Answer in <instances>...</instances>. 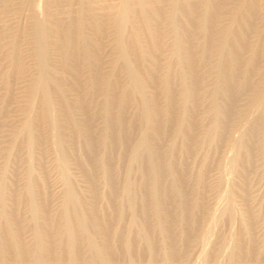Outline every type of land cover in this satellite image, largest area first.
Here are the masks:
<instances>
[{
  "label": "bare ground",
  "instance_id": "obj_1",
  "mask_svg": "<svg viewBox=\"0 0 264 264\" xmlns=\"http://www.w3.org/2000/svg\"><path fill=\"white\" fill-rule=\"evenodd\" d=\"M35 6L37 7V5ZM261 7H263V3L261 0H243L237 7H233L231 0H203L201 2L176 0L172 2L168 7H164L161 5H145L139 0L133 6L130 0H122V3L118 7V9L108 15V17L106 18V22H108L113 28L117 40V45L120 49V54L116 59L121 60L124 63L123 66L125 70L123 71H125L126 73V79L123 81L120 79V77L118 78V76H116L115 67L112 71H110V73L101 72L100 69L95 67L93 68V73H90L89 79H87V77L86 79H84V71H86V69L88 70L87 67H89L90 65L99 64L102 55V46L99 40L102 37L104 31L103 22L101 19L93 17L92 20L88 23V21H85L81 18H76L64 23L61 29L62 39L65 42L63 52L64 65L65 69L72 75V83L74 87H76L80 91L79 99L82 103V118L78 120H74L73 118H71L73 138L76 142L73 147L67 143V139L63 132V128L58 118V113L55 106V102L59 100L61 101V105L64 107L65 111L71 113V106L63 97V89L61 84L63 85L64 78L53 74L51 71L46 48V27L44 26L43 20L37 19V23L33 27L32 32L34 35V53L35 56L39 59V68L37 73L38 76L37 78L36 76L34 78L38 79L37 83H39V80L42 82L41 85H43L44 90V94L42 93L44 95V99L42 98V112L40 114V120L42 125L46 126L48 130H50V139H52L51 141H53L57 146L59 151L58 157H60V162L65 166L66 169L63 165L60 164L61 167L67 170V168L71 166L70 164L75 163L79 165L80 168H82V173L81 171L80 173L85 178L84 181H86L87 185H85V187L87 188L85 191L86 193H84L83 191V194L81 193L82 191L80 192L81 188L80 190H78L80 186H77L78 189L75 186H67L68 190L69 188H71L70 191H68V193L70 192V196H68V198L70 197L69 200H72V202H70L72 203V207L70 208L69 205V207H67L66 209L65 207H63L65 211L62 210V213H65L63 216L65 217L66 224L64 222L63 223L66 225V229H68V233H66L68 234V240L64 242L65 244L63 243L64 245L62 244V247L60 246L61 249L58 248L60 243L56 245L57 242H54L56 240H53L55 235L53 225L54 222L56 224L57 220L54 221L56 217L53 220L52 217L54 216L50 217L46 215L47 221L45 222L43 220L47 224L46 228H43L44 226H41L42 228L39 227V221L37 223L38 228L34 226L35 228H37L36 231L34 229L33 230L34 233L36 232L35 234H37L35 235V237L37 236L38 242L46 236L45 240L49 239L50 243L48 244L49 247H47V254L45 251L43 254L41 252L44 246L43 248H40L41 245L39 246V248L36 247V249H40V254L36 249L33 248L34 250H36L35 252L38 253V256H34L35 259H32L33 261L30 260L31 254L28 255V249L30 248H28L29 246L27 247L25 245L26 243H24L25 241H23L24 239H22L21 236L22 232H20L23 229H21V216L19 214V208L20 205H23L22 203L24 201L22 202L20 198L14 199L15 204L13 206L12 212L10 211L11 214L8 215L11 216L10 219L12 218L15 222H17V228L15 227L16 229L13 228L14 230H11L10 226L12 225V223H10L9 225L8 222L6 224H8V230H10L8 232L6 231L7 233L4 234L5 236L0 235V242L3 241L2 245H0V264H160L157 262V259L159 258L158 256L162 258H159L160 261H162L161 264H182L185 259L183 261L181 260V263H179L178 258L181 255L184 256V258L186 257V255H189L188 253L191 252H189V250L191 249V246L194 245V243L196 242L195 240H197L198 237L197 227H199L198 219L200 218H198L197 214L201 213H199L197 208H200L201 212V208H204L205 205V199H203V196L205 195H203V191H205L204 189H206L208 185L207 180L211 169V160L214 161V159L212 158H215V156L213 157V155L214 152H216L215 149L217 146H214L213 151V149L210 147L212 143H214L212 142L209 143V148H211V150L206 149V147L209 145L206 140L208 139L210 142L212 140L210 139L212 137L211 135L213 134L205 135L207 136L206 139L204 138V141L207 143L206 147L203 146V139L201 141V136H199V134L201 133L200 129L204 128H202V123L204 121L202 118L204 116L201 117L204 112L201 111L202 114L200 116V109L202 107L204 109V100L205 98L207 99L206 91L204 89L206 85V61L211 58L213 61L210 65H214V68L217 72L216 80H214V83L212 85V91L211 93L209 92L211 94L210 97H218V95H220L223 98L220 101L221 103L219 104H217V102L215 101L217 109H215L216 113L220 112L221 110L225 117L231 118L233 112L235 111V108H237L236 106L238 95L247 90L248 87H250V90L253 89L255 93L260 96V99L258 98L259 100L257 104L255 103V105H250L251 108L257 105V107L259 106V108L262 107L263 109L264 83L261 82L263 83L261 84L254 79L256 78L254 77V75L257 74L256 72L260 71L261 69V64L259 61L260 58H262L261 56H263L262 54H264V19H262L263 21L261 23H256V18L258 17L259 13H261ZM260 16L261 15H259V17ZM37 17L39 18V16ZM225 19H228L230 22L233 21L235 24L237 22V26L232 29L227 25H223L222 21ZM166 23L171 26L173 31L172 34L165 31L164 27ZM87 28L93 30L97 40L96 43L89 41L88 37L84 34V31ZM168 36H170L172 39L169 44L166 43V39ZM2 38V32L0 31V42ZM167 54H169V59H174V63H167V61H163V58L166 57L165 55ZM145 57L148 60V62L146 63L144 62ZM181 71H183V73H181V80L183 83H176L184 86L186 93V95H184L189 97V101H192V106L190 105L191 110L190 108H188L190 110L191 121L189 123L187 121L188 124L185 126L183 125L184 122L182 121V118L186 116L185 115L184 117H182L183 114H185V109L182 114V112L180 111V107H182L183 105L178 107L179 102L177 100V94L179 93L176 91L178 87L174 88L176 84L175 86L173 84L175 75H178L177 73H179L180 75ZM254 72L256 74H254ZM147 83L149 85H151L150 83H153L155 85L152 86L153 88L157 86L156 88H154V91H151L152 93L147 90L149 92H147L149 95L146 93V87H149L146 86ZM33 85L32 88L35 87ZM163 85L166 88L160 87ZM183 86H181V89H184ZM38 87L37 90L41 88ZM97 90H101L102 92H105L103 94H106L104 106L102 105L98 107L93 102V95ZM251 91H248V93H251ZM163 93L166 96V99L164 101L165 103H160V101H162L160 99H163L161 98L163 97ZM133 94H140L138 96L142 95L144 98L147 94L145 100H143L142 96L139 97L140 99L142 98V100L145 102L143 103V101H141V103L144 104V107L142 106L143 110H140V114L138 112V115L140 116H136L138 117L137 119L139 120V122L148 120L149 125L147 126H149V128L147 127L148 131H145L147 134L144 133L146 135L144 139H141L142 141L140 140L141 143L139 142V140L137 141L136 144L140 143L139 147H136L138 149L134 147V149L136 150L133 151L132 149L131 152L133 153H131V157H126H128L130 161L132 159L135 161L136 159L144 157V159H142V161L144 160V162L142 163L144 164V167L142 166L141 168H143L142 174L143 176L145 175L146 182L143 188H141L140 186H136L140 187L138 191L140 194H142L139 217L136 216L138 218L135 220L131 219V221L133 222V224L131 223L132 227L130 226L131 224L128 223L130 224L129 227L127 226L128 228H125L122 225V218L123 215H125L124 213L127 209L123 205V198L125 197V195H127L129 200V204L127 205V207L129 206L130 210H128V213H126L129 214V211H131L132 213L134 205L138 204V200H140V198H138V191L136 192L134 190V184L131 181L127 182V186H124L121 181L120 185L123 184V187L119 185V180H117L119 179L117 178V171L121 170V167H117V161L105 160L106 163L104 161V164H102L103 162L99 163L96 160L98 157L95 159V157L91 155V147H95L92 145L90 146L89 139L90 137H93L92 135L94 131H96V118L105 115L104 117L107 120V117L110 116L113 123V131L111 132L112 135L110 134V136H112V139H110L112 142H109H111V145L113 143L112 146L119 150L120 153L118 154L120 155L118 156V158L120 156L124 157L123 155H121L123 152V147L127 146L128 144V146H130V144L133 143V140L131 139L132 143H130L129 141L127 145L123 146L122 144V140L124 139L123 137H125V141L123 142L124 144L128 140H126V138H131L129 136V132L131 128L133 129L131 119H129L130 115L128 116L129 112L127 113V110H130L128 109V107L133 105L131 104ZM180 94L183 93L180 92ZM256 94L252 93V95ZM137 95L135 96L136 98ZM257 97L255 96V98ZM140 99L138 100L140 101ZM180 102L185 103V100H181ZM210 103L212 104V102ZM134 104H136L135 101ZM212 105L214 106V103ZM133 107L129 108L133 109ZM184 107H186V105L183 106V108ZM222 113H218V117L215 119V121L219 118L220 114L222 115ZM204 115H206V112L204 113ZM131 116L133 115L131 114ZM136 116L134 118H136ZM104 117H101V119H104ZM187 117H189L188 114ZM185 118L184 120L186 121ZM201 119L202 123L200 124ZM138 120H136V122H138ZM219 120L218 122L216 121L219 125L217 126L218 129L216 128V130H219V133H217L218 138L214 139L215 143L217 142L216 140H218L217 143H219V141L222 142L225 140L229 129L228 123L231 119L228 120L229 122L227 121L228 123H221L219 122ZM215 121L212 122V125L213 123L215 124ZM109 124H111V122ZM139 126L143 127L142 125ZM200 126L201 128H199ZM108 127L109 126L106 127L107 131L101 130L102 132H100V134H103V132H105L107 133L105 135L109 136L108 130L111 131L112 129H107ZM203 130L205 132V129ZM207 130L209 131V129ZM216 130L214 132H216ZM29 133L31 134L32 142L35 141L37 137H40V132H37L36 128L35 130L31 129ZM180 135L182 139H179H181L182 142H179L181 144L179 145V147L181 146V148H178L180 150L179 151L176 150V148H173V139L175 137L177 138V136ZM217 135L215 134L213 136L217 137ZM102 136V140H108V138L103 139ZM208 136L211 137L209 138ZM169 137H172L173 139H171L170 141ZM253 138H256L257 140L255 141H259L261 143V154L264 158V113L262 115V118H260L255 124L254 130L253 132H251V135L241 140V142L237 146L233 161L235 181L230 202L226 207L225 214L227 213L228 215L230 214V216H232V214L237 213L240 219V225L237 232L238 244L236 250L234 251V254L232 255V258L229 260V264L236 263L235 260H239L242 264H260L258 256L261 257L263 253L261 254L260 252L264 250V237L259 236L261 237L260 239L255 238V231L257 230V226L261 228V226L263 225L262 223V225H257V223H259L261 219L264 222V214H261L262 216L260 215L261 212L258 211L260 207L258 208L257 206H255L254 203L256 202L253 203V201L251 200L250 193L252 189H250L247 180L248 175L246 174L250 167V164L253 165V163L251 162H254L252 161L253 159H250V157H252L250 156V154L251 145H253L251 144V141L254 140ZM31 139H29V141H31ZM177 139H175V143ZM32 142H30V144H32ZM99 143L100 142L98 141V145ZM104 144L105 142L103 143V146H105ZM136 144L134 146H138ZM201 144H203L202 147H205L206 149L205 150L203 148V150H205L203 151L205 155L202 153L204 157L201 154L202 159H200L198 163L196 162V165L198 167L195 178H193V182L191 181L189 176V170L191 166L188 162L191 159L189 158L190 160L188 162L185 160H188V157H191L192 155L188 156L187 158H184V155L190 153L194 154L199 149H201ZM31 146L32 145H30V147ZM112 146L110 147L111 149ZM176 146L178 145L176 144ZM174 150L180 152V156L177 153V156H174V158ZM110 158L112 157L107 158V160H109ZM195 158L193 157V159ZM56 159H58L57 156ZM136 162L137 161H135L134 163L136 164ZM261 162H264V159ZM119 165L121 166L120 163ZM70 168H72V166ZM194 169H196V167ZM67 171L69 173L70 170ZM68 173L67 177L69 174H72ZM191 174L194 173L191 172ZM38 176L36 182L34 179L35 185L33 184L34 186L32 187V191H29L30 193H32L31 195L43 200V204L45 205L46 201L48 203L47 199L50 200V195H47L49 192L47 193L46 190L47 188H49L48 178L44 174ZM63 176H66L65 173ZM101 176H103L104 180H107L105 181V183L108 182L106 183V186L109 185V193H107L109 194V200L111 204H109V200L107 201L106 199L105 201L108 202V206L112 205L111 210L108 209L109 207L107 208L110 211H108L107 209L106 211L105 208L103 209V206L100 207L102 208V210L106 211V214L102 213V210L97 205V200L100 197V193H102L100 192L102 191V189L100 190V188L103 187V185L102 187H100V185L98 186V183H101L98 182V179ZM166 176H173L170 183H167L168 181H165ZM145 177H143L142 179L144 180ZM65 179L67 180L66 177ZM209 182L210 181H208V183ZM139 184L140 183H138L137 185ZM209 186H212V184ZM140 191H142V193ZM7 192H5V194ZM66 195H64V198L67 199ZM104 195L106 196V194ZM127 197H125V199H127ZM101 198H103V196ZM252 199L254 200L255 198L252 197ZM69 200H67L68 203ZM242 200L244 204L240 205H242L243 207L239 208L240 206L238 207V201L241 202ZM98 201H101V199ZM168 201L170 203H168ZM74 202L76 203L75 205H78V203L80 204L81 202V206L86 203V205L84 204L83 206L87 207L89 205L87 209L88 211L86 212L85 210H82V212H80L83 207L80 208V205L77 206L79 208L78 210L76 206L73 207ZM126 202L127 201L125 200V206ZM43 204L42 207L40 205L41 208H43ZM64 206H66V204ZM255 207H257V209ZM136 208L133 210L134 212H136ZM196 210L198 211V213L196 212ZM262 212L264 213V211ZM12 219L10 221H13ZM40 225H42V223ZM130 227L132 229L134 227L136 234H131V232L133 233L134 229L133 231H131L132 229ZM66 229H64V232L66 231ZM263 229L264 227L260 231H262ZM62 230L63 229H61V231ZM262 232L264 233V231ZM256 233L258 235V232ZM61 235H64V233H61ZM1 237H3L2 241ZM62 237L64 238V236ZM66 237L67 236H65V238ZM63 238L61 240L59 236L58 240L60 239L63 242ZM34 241L35 243H37L36 239ZM42 243L43 242H41L40 244ZM45 244L43 243V245ZM131 251H135L137 253V258L134 256L136 259H133L134 257H130V254L132 253ZM33 254L36 255V253L34 252ZM44 254H46V256ZM128 254L130 256H128ZM144 255L145 257H147L145 258V262L141 261L143 260L142 258H144ZM263 256L264 255H262V257ZM237 263L240 264L239 262Z\"/></svg>",
  "mask_w": 264,
  "mask_h": 264
},
{
  "label": "rangeland",
  "instance_id": "obj_2",
  "mask_svg": "<svg viewBox=\"0 0 264 264\" xmlns=\"http://www.w3.org/2000/svg\"><path fill=\"white\" fill-rule=\"evenodd\" d=\"M31 1H33V2H31ZM31 1L30 0H0V31L2 32V37H3L1 42H0V45H1V52H0V185H1L0 186V188H1L0 189L1 190L0 191V221H1L0 222V233L1 234L0 235L3 236L10 229L12 230L13 228L14 229L17 228V222H15L14 219H12V218L11 219L13 221H10L11 216L8 214H11L10 211L12 212L13 206L15 204L14 199L20 198V200L22 202L24 201L22 203L23 205H20V208H19L20 209L19 214L21 216V218L19 216V218L21 219L20 220L21 221V229H23V230L20 229L21 230L20 232H22L21 236H22V239H24L23 241H25L24 243H26L25 245L27 247L29 246L28 248H30V249H28V252H29L28 255L31 254L30 260L35 259L34 256L37 257L38 253L40 254V252H39L40 249H36V247L39 248L40 245H41L40 248H43V246H44L43 250H41L42 254L44 253V251L47 254V252H48L47 247H49L48 244L50 243L49 239L45 240L46 236L43 238L44 240L42 239L43 241L41 240L39 242L37 240V236L35 237V235H37V234H35L36 232L34 233V230L36 231V229L38 228V226H37L38 221H39V224H38L39 227L44 226L43 228H46V225H47L45 223L47 221L46 217L47 216H50V217L54 216V217H52L53 220L56 217V219L54 221L57 220L58 222L56 221V224L54 222V225H53L54 226L53 229L55 230L54 231L55 235H54L53 240H56V241H54L55 243L57 242L56 245H58L60 243L58 248L61 249L62 244L64 242H66V240H68V234H66V233H68V229H66L67 227H65L66 221H65V217L63 216L65 213H62V212L65 211V209L67 207H69V205H70V208L72 207V205H71L72 203H70V202H72V200L70 201L69 200L70 197L68 198V196H70L69 195L70 192L68 193V191H70L71 188H69V190H68V187H71V186H75V187L78 186L79 187L80 186L79 189H78V187H77V189L80 190V188H81V190H80V192L82 191L81 193H83V191H84V193H86L85 191L87 188V187H85V185H86V181H84L85 178L81 174L82 168H80L79 165L73 163V164H70L72 166V168H70L71 166L68 167L70 169L67 168V170H70L69 173H72L73 175L69 174L68 171L65 170L66 169L65 166L60 162V157H58L59 156L58 148L54 144V142L51 141L52 139H50L51 138V135H50L51 132H49L50 130H48V128L46 126L42 125L41 120H40V114L42 112V104L41 103H42V98L44 99V95H43L44 90H43V85H41L42 82L39 80V83H37L38 79H36L38 76L37 73H38V68H39V59L35 56V53H34V35L32 32L33 27L37 23V19L43 20L44 26L46 27V48H47L49 65L51 67V71L53 74L64 78L63 85L61 84L62 89H63V97L70 104L71 113H68L65 111L64 107L61 105V101H59V100H57L55 102V106L57 109L58 118H59L60 123H61L62 128H63V132H64L65 137L67 139V143L70 146L73 147L76 143L74 138H73V131H72V127H71L72 126V124H71L72 119L71 118H73L74 120H78V119L82 118V115H81L82 103L80 102V99H79V97H80L79 92L80 91L76 87H74V85L72 83V75H71V73H69L65 69V65H64L63 52H64V47H65V42L63 41L62 35H61V29H62L64 23L68 22L69 20L76 19V18H81L85 21H88V23H89L93 17H97V18L101 19L103 22L104 33L99 40L101 42V46H102V55H101L99 64L90 65L89 67H87L88 70L86 69V71H84L85 72L84 73V79H86V77H87V79H89L90 73L91 74L93 73V71H94L93 68H95V67L100 69L101 72H105V73H110V71H112L115 67L116 76H118V78L120 77V79L122 81L126 79V73H125V71H123V70H125V68L123 66L124 63L121 60L116 59V58H118V56L120 54V49L118 48V45H117V40H116L114 30L110 26V24L108 22H106V18L108 17V15L115 12L118 9L120 4L122 3V0H38V1L37 0H31ZM137 1L138 0H130L131 4L133 6L135 5V3ZM139 1H141L145 5H150V6L161 5L164 7H168L171 5L172 2H174L176 0H139ZM188 1L201 2L203 0H188ZM242 1L243 0H231V3L233 5V7L234 6L237 7ZM261 1L263 3V7H261L262 8L261 9L262 14L259 13V15H261L260 16L261 18L258 15L256 20L259 22L256 21V23H261L263 21L262 19H264V0H261ZM35 5H37L38 8ZM37 16H39V18ZM222 22H223V25H225V26L227 25L228 27H231L232 29L237 26L236 25L237 22L235 24L233 21L230 22L228 19H225ZM164 29H165V31H167L170 34H172V32H173L171 26L168 23L165 24ZM84 34L88 37L89 41H92L94 43L97 42L95 34H94L92 29L87 28L84 31ZM171 40H172L171 37L168 36L166 39V43L169 44L171 42ZM168 55L169 54L165 55L166 57L163 58V61L164 62L167 61V63L168 62L174 63V61H173L174 59H172L171 57L170 58L172 60L169 59ZM262 55L263 56H261L262 58H260V61H259L261 64V69H260V71L256 72L257 74L254 72V74H256V75H254V77H256L254 79L259 83H261V82L264 83V54H262ZM144 60H145L144 61L145 63L148 62L146 57L144 58ZM212 61L213 60L210 58L209 60L206 61L207 64L205 65V71H206L205 72V82H206L205 84L206 85H205L204 89L206 91V97L208 100L206 98L204 100L205 105L207 107L203 104L204 109H203V107L201 108L202 110L200 109V116H201L202 112H204V113L206 112V115H204V113H203L201 116V117L204 116L202 118L204 120L203 123L201 122L202 119L200 120V124L202 123V128L204 127L203 129H205V132H206L205 133L203 129H200L201 135L199 134V136H201L200 137L201 141H202V139L204 141V138L205 139L207 138V136H205L206 134H213V135L216 134L217 135V133H219V130L218 131L216 130V128L218 129L217 126H219L217 123L219 119H220L219 122H221V123L227 122L230 119L231 120H230V122L228 121L229 123L227 122L229 125L228 126L229 129H228L227 136H226L224 141H222V142L219 141V143H217L218 140H216L217 142L215 143L214 139H217L218 135H217V137L213 136V135H211L212 137L208 136L209 138L211 137L210 139H212V140L209 142V140L207 139L206 140L207 143L209 144V143L214 142V143H212L211 146H210V144L207 146V143L205 141L204 142L202 141V143H204V145L201 144L202 151H201V149H199L197 151L199 153L195 152L194 154L190 153V154L184 155V158H187L188 156L192 155L191 157H188V160L187 159H185V160L187 162L190 159L192 160V162H191V160L188 162L191 166L190 170H189L190 171L189 176H190L191 181L194 182L193 178H195V174H196L197 167H198L196 164L200 161V159H202V155L203 154L205 155V153L203 151H205L206 149L211 150V148L214 151V146L217 145L216 149H215L216 152H214V155H213V157L215 156V158H212V159H214V161L211 160V169H210L208 180H207L208 185H207L206 189H204L205 191H203V195H205V196H203L204 197L203 199H205L204 200L205 205H204V208H201L202 209L201 212H200V208L199 209L197 208V210L201 214H197L198 211L196 210V212H197L196 214L198 215V218H200V219H198V222L200 224L198 223L199 227H197L198 237H197V240H195L196 242L194 243V245H192L191 249L189 250V252L191 251L190 252L191 254L188 253L189 257L186 255L187 258L186 257L184 258V256L181 255L183 258L181 256L178 258L179 263H181V260L183 261L185 259L182 262V264L183 263H185V264H229V262H230L229 260L232 258V255L234 254V251L236 250V247L238 244L237 232H238V227L240 225V219H239V216L237 213L232 214V216H230V214L228 215L227 213H226L227 215L225 214L226 207L228 206V204L230 202V198H231L232 190H233V186H234V181H235V173L233 171V161H234V157L236 154L237 146L239 145L241 140H243V139L249 137V135H251V132H253V130H254L255 124L258 122V120L260 118H262V115L264 113L263 112L264 108L263 109H262V107L259 108V106L257 107V105L253 106L254 108L253 107L251 108L250 105H255V103L257 104L258 100L260 99L259 98L260 96L257 95L253 89H251L252 90L251 91L249 89L250 87H248L247 90L242 92L244 94L241 93L240 95H238L239 98L237 97V106H236L237 108H235V111L233 112L232 117L227 118L224 116V114L221 112V110H220V112H218L219 111L218 110L217 112L222 113L223 116L220 114L219 118L216 120L217 121L216 122L215 119L218 117V113H216V111H215L216 102H217V104L221 103L220 101L223 98L220 95H218V97L215 96L216 98L212 97V96H211L212 98L210 97V95H211L210 93H211L212 87H213L212 85L214 83V80H216V77H217V72L214 68V65L213 66L210 65ZM89 71H91V72H89ZM181 73H183V71L180 72V75H179V73H177L178 75H175L176 79L174 78L175 83L173 80V84H174V86L176 84V86L175 87L173 86V87L174 88L178 87L176 89V91L179 93V94H177L178 95L177 100L180 103V105L178 103V107H180L182 105L183 106L186 105V107H184V108H183V106L180 107L181 108L180 111L182 112V114H183L184 109H185V114H183L182 117H184L186 115L185 116L186 118L184 117L186 119V121L184 120V118L181 117L182 121L185 123V124L183 123V125L185 126L191 121L190 110H191V106H192V101L190 100L191 101V103H190L189 97L185 96L186 93H185L184 86L178 84V83H181V84L183 83L181 80ZM35 76H36V78H34ZM176 82H178V83H176ZM263 83H261V84H263ZM39 84H40V86H39ZM150 84L151 85H149L147 83V85H146V86H149L148 88L146 87V93L148 91L149 92L154 91V88L157 87L156 86L153 88L152 86H155V85L153 83H150ZM32 85L35 86L36 89H35V87L32 88ZM181 86H183L184 89H181L182 88ZM37 87L38 88L41 87L42 91H41V88L39 90H37ZM160 87L164 88L165 86L163 85ZM150 89H152V90H150ZM32 90H33V92H32ZM34 91H36V92H34ZM100 91L99 90L95 91L96 93L94 92L95 94L93 95V102L98 107H100L102 105L104 106V104H105L104 102L106 99V96H105L106 94H103L105 92H102V91L100 92ZM248 91H251V93L250 92L248 93ZM180 92L183 94H180ZM252 93L256 94V95H252ZM41 94L43 95V97ZM147 94H146V96H147ZM136 95L135 94L132 95L133 98L131 100V104H133V105H131L129 107H133L134 105H136V106H134L133 109L128 107V109H130V110H127V113L129 112L128 116L130 115L129 119H131V124L133 127V129L131 128L130 132H129V136L131 138H126V140L127 139L128 140H127V142H125V144L123 143L125 141V137H123L124 139L122 140L123 146L127 145L129 141H130V143L133 142L132 143L133 146H132V144H130V146H128L129 145L128 144L127 146L123 147V152L125 150L126 151L124 153L122 152L121 155H123L124 157L120 156L118 158V156L120 155V154H118V153H120L119 150H117L116 148H114V146H112L113 143H112V145L110 144L112 142L110 140V139H112V136H110V134L112 135L111 132L113 131V123H112L110 116L109 117L106 116L107 120L104 117L105 115L104 116L102 115V116L96 118L97 119V121L95 122L96 123V126H95L96 131H94V133L92 135L93 137L92 138L90 137L89 140H90V146L92 145L95 147V148L91 147V150H92L91 155L93 157H95V159L98 157L96 160L99 163H102L103 161L105 162V160L106 161H117V167L118 168L121 167L120 168L121 170L117 171V173H118L117 178H119L117 180H119L118 181L119 185L121 184L120 181L124 184V186H127V184H128L127 182L131 181L134 184L133 185L134 190L137 192L140 189V187L143 188V186H145V182H146V177H145V175L143 176V174H142L143 168H141L142 166L144 167V164H142L144 162V160L142 161V159H144V157H141V158L139 157L140 159H136L135 160V161H137L136 164L134 163L135 161L132 158H131L132 159L131 161H134V162H131L129 158L131 157L130 156L131 153H133V152H131L132 149H133V151L138 149L136 147H139V144L141 143V141L146 136L145 134H147V133L145 131H148L149 126H147V125H149V121L144 120L147 122H144V121L139 122V120L137 119L138 117L136 115H138V112L140 114L141 109L143 110V107H144L143 103L145 102L143 100L146 99V96L144 98L141 95L143 97V100H142V98L141 99L139 98L141 96H138L140 94L137 95V98L135 97ZM255 96L256 97L258 96V97L255 98ZM180 97H181V99H180ZM161 98H163L164 100L160 99V100H162V101H160V103H163L166 99V96L164 93H163V97H161ZM186 98L188 101L186 100ZM138 99H140V101ZM214 99H216V100H214ZM133 100L135 101L136 104H134ZM181 100H183V101L185 100V103L180 102ZM141 101H143V103H141ZM210 102H212V104L214 103L215 107ZM250 102H252V103H250ZM187 104H189V105H187ZM207 104L210 105L211 108ZM212 106H213V109H212ZM139 107H140V109H139ZM186 108L187 109L190 108V110L189 109L187 110ZM213 110H214V112H213ZM186 111H188V112H186ZM208 113H211V114H208ZM214 113H216L217 116ZM131 114L133 116H131ZM187 114L189 117H187ZM135 116H136V118H134ZM138 116H140V115H138ZM221 116H222V118H221ZM101 117H104V119L102 118L103 119L102 120ZM223 117L226 119H224ZM136 120H138V122H136ZM224 120H226V121H224ZM187 121H188V123H187ZM213 121H215V124L213 123V125H212ZM110 122H111V124H109ZM132 122H134V123H132ZM140 123H142V124H140ZM145 123H147V124H145ZM138 124L142 125L143 127L139 126ZM104 125H106V126H104ZM107 126L112 127V128H109V127L107 128V129H112L111 131L108 130L109 136L105 135V134H107L105 132H103V134H100V132H102L104 130L107 131L106 130ZM35 128H36L37 132H40V137L39 138L37 137V139H35V141L32 142V139H31L32 131H31V134L29 132L31 129L35 130ZM199 128H201V126ZM207 129H209V131ZM215 130H216V132H214ZM29 134H30V136H29ZM99 134L101 136L103 135L102 136L103 139L108 138V140L107 139L105 141L102 140L101 136ZM203 134H204V136H203ZM99 136H100V138H99ZM106 136H108V137H106ZM109 137H111V138H109ZM141 137H143V138H141ZM28 138L31 139V141H29ZM177 138L175 137L173 139L172 137L171 138L169 137L170 141H171V139H173V143H174L173 148L174 149L176 148V150H179L178 148H181V146L179 147V145H181L180 143L182 142L181 135L177 136ZM179 138H181V139H179ZM175 139H177L178 143L179 142L180 143L178 144L177 140L175 143L174 142ZM253 139H252L253 141H251V144H253V145H251V154H250V156H252V157H250V156L249 157L251 160L253 159L252 161H254V162H251V163H253V165L250 164V167H249L250 170L248 169V171L246 173L248 176L247 175L246 176H247V180H248L250 189H252L251 193H250L251 194V196H250L251 200L253 201V203L256 202V203H254L255 206H257L258 208L260 207L259 208L260 210L258 209V211L261 212V213L259 212L261 215V214H264L262 212V211H264V168H263L264 162H261V161H263L264 158L261 154L262 153L261 143L259 141H255V140H257L256 138H253ZM138 140L140 143L138 142L139 144H136ZM98 141L100 142L99 145H98ZM109 141H111V142H109ZM254 141H255V144H254ZM30 142H32V144H30ZM104 142H105V144H104L105 146H103ZM256 142H257V144H256ZM134 143L138 146H134L135 145ZM205 143H206V145H205ZM176 144L178 146H176ZM30 145H32V146L30 147ZM110 145L112 146V149L110 148L111 147ZM202 145L205 147L207 146L206 149H205V147H202ZM209 146L211 148H209ZM125 147H126V149H125ZM134 147L136 149H134ZM127 148L128 149L131 148V149L128 150ZM203 148L205 150H203ZM56 149H57V152H56ZM176 150H174L175 153L173 152V157L177 156V153L180 156V152H178ZM57 153H58V155H57ZM93 154H95V155H93ZM113 155H114V158H113ZM204 155H203V157H204ZM56 156L58 159H56ZM126 156H128L129 158ZM195 156H196V158H195ZM109 157H112L113 159L110 158L111 160L110 159L107 160V158H109ZM193 157L196 160L193 159ZM99 158H101V159H99ZM102 158H103V160H102ZM33 160H34V162H33ZM193 160H195V161H193ZM128 161H129V163H128ZM140 161H142V162H140ZM104 162L102 164H104ZM119 163L121 164V166L119 165ZM131 163H132V165H131ZM60 164L63 165L65 169L62 168ZM193 165L196 167V169H194L195 167ZM262 165H263V167H262ZM62 169H63V171H62ZM80 171H81V173H80ZM191 172H193L194 174H191ZM61 173L63 175L65 173V175H66L65 177L67 178V180L68 179H70V180L67 181ZM67 173L69 174L68 177H67ZM41 174L46 175L48 178V187L49 188H47L46 190H47V193L48 192L50 193V194L49 193L47 194L48 196L50 195V200L47 199L48 203L46 201L45 205L43 204L44 203L43 200L31 195L32 193H30V191H32V189H33L32 187L35 185L34 179L36 182L37 178L39 177L38 175H41ZM128 176H129V178H128ZM191 176H193V177H191ZM143 177H145L144 180L142 179ZM167 177L170 178V181H169V178H167ZM100 178H99L100 181L98 179V182H101V183H98V186L100 185V187H102V185H103V187L100 188V190L102 189V191H100V192H102V193L104 192V193H103V195H102V193H100V197L98 200L101 199V201L97 200V205L99 208L101 206H103L102 207L103 209L105 208V210H106L109 207L108 209L111 210L112 205H110V206L107 205L108 202H110L109 194H108L109 193V189H108L109 185L106 186L107 185L106 183H108V182L105 183V181H107V180H104L103 176H101ZM172 178H173V176L172 177L166 176L165 181H168L167 183H170L172 181L171 180ZM166 179H168V180H166ZM30 181H31V183H30ZM208 181H210V182L208 183ZM69 182H71V183H69ZM138 183H140V184L137 185ZM210 183L212 184L213 187L209 186V185H211ZM5 184H7V185H5ZM49 184H50V186H49ZM123 184L120 186L123 187ZM4 185L6 186V188ZM30 186H31V189H30ZM105 186H106V188H105ZM136 186H140V187H136ZM214 186H216V187H214ZM3 188H5V189H3ZM9 188H11V189H9ZM136 188H137V190H136ZM2 189L4 190V192ZM107 189H108V191H107ZM27 191H29V192H27ZM5 192H7V193L5 194ZM140 192L142 193V191H140ZM104 194H106V196ZM64 195H66L67 199L64 198L65 197ZM102 196H103V198H101ZM104 196H105V199H104ZM138 196H139L138 198H140V200H138L139 203L134 205V208L132 209V213H131V211H129V214H127L128 210H130L129 206L127 207V205L129 204L128 203L129 202L128 197H127V195H125V197H127V199H125V197L123 198L124 199L123 205L127 209L126 210L127 213L125 212L124 213L125 215H123V218H122V225L125 228H128L131 223L133 224L131 219L135 220L139 217L140 201L142 198V194H140L139 191H138ZM252 197L255 199L253 200ZM32 199L34 202L32 201ZM36 199L39 201H37ZM106 199H107V201L108 200L109 201L106 202L105 201ZM67 200H69V203ZM125 200L127 201L126 206H125ZM64 201L67 202L68 204L65 203ZM102 202H104V203H102ZM29 203H31V204H29ZM32 203H33V205L35 204L34 207H33ZM168 203H170V202L168 201ZM238 203H239L238 207L240 206L239 208H242L243 207L242 205L244 204L243 200L241 202L238 201ZM42 204L44 205L43 208H41ZM65 204H66V206H64ZM73 204H74L73 207H75V206L77 207L79 205H80V208L83 207V209H81L80 212H82V210L83 211L85 210L86 212L88 211L87 209H88L89 205L87 204L88 205L87 207L83 206L84 204L86 205V203H84L82 206H81V202H80V204L78 203V205H75L76 204L75 202ZM109 204H111V202ZM240 204H242V205H240ZM40 205H41V207H40ZM4 206H6V207H4ZM135 206L138 208H136ZM32 207L36 210H34ZM63 207H65V209ZM257 207H255V208L257 209ZM102 208H100V209L102 210ZM135 208H136V210H135L136 212L133 211ZM77 209L79 210L78 207H77ZM105 210H102L101 212L106 214L107 210L106 211ZM110 210H108V211H110ZM34 211H35V213H34ZM46 212L47 213L50 212V213L47 214ZM43 213H44V217H43ZM133 216H134V218H133ZM136 216H138V217H136ZM63 217H64V219H63ZM59 221H61V222H59ZM261 221H262V219H261ZM261 221H259V223H257V225L262 223L263 225L262 224L261 225L264 227V222L263 221L261 222ZM8 222H9V225H10V223H12L9 230H8L9 226H8V224H6ZM13 222H15V223H13ZM23 223H24V225H23ZM41 223H42V225H40ZM128 223H130V224H128ZM43 224H45V225H43ZM132 224L130 225L131 227H132ZM56 225H58V226H56ZM22 226H24V227H22ZM34 226L37 228H35ZM262 226H261V228L259 226H257V230L255 231V238H257V239H260L262 236L264 237V235H263L264 233L262 232V231H264V229L262 231H260L263 228ZM56 227L57 228L59 227L60 229L58 228V231H57ZM61 229H63V230L61 231ZM64 229H66L65 232H64ZM133 229H134V227H133ZM133 229L131 231H133ZM1 230L3 233L1 232ZM256 232H258V235ZM61 233L62 234L64 233V235H61ZM56 234H57V236H56ZM131 234L132 235L136 234L135 229H134L133 233L131 232ZM59 236H60L61 240L63 238L62 236H64L63 242L60 239H59L60 240V242H59V240H58ZM65 236H67L66 237L67 239L65 238ZM259 236H261V237H259ZM2 239H3V237H1V241H2ZM35 239L39 245L37 243H35V241H34ZM44 241L46 242V244ZM2 242H0V245H2ZM41 242H43L45 245H43V243L40 244ZM34 244H36V245H34ZM33 248L36 249L38 253L35 252L36 250H34ZM33 252L36 253V255L33 254ZM131 252H132L131 254L129 253L131 256L129 254H128V256H130L131 258H133L135 256L137 258V253L135 251H131ZM260 253L261 254L263 253L262 255H264V250L261 251ZM46 254H44V255L46 256ZM83 255H82V257H83ZM262 255H261V257L258 256V260H259L260 264H264V256L262 257ZM30 256H28V257H30ZM135 257L133 259H136ZM143 257L144 258H142L143 260H141V261L145 262L146 261L145 258H147V257H145V255ZM158 257L161 258L160 256H158ZM158 259H157V262L161 264L162 261H160V259L158 261ZM235 262L236 263H234V264H238L237 262L240 263L239 260H237V261L235 260ZM240 264H242V263H240Z\"/></svg>",
  "mask_w": 264,
  "mask_h": 264
}]
</instances>
